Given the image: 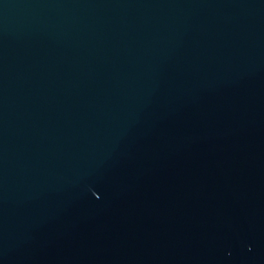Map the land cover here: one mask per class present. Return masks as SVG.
Here are the masks:
<instances>
[{
	"label": "water",
	"instance_id": "1",
	"mask_svg": "<svg viewBox=\"0 0 264 264\" xmlns=\"http://www.w3.org/2000/svg\"><path fill=\"white\" fill-rule=\"evenodd\" d=\"M0 264H264V0H0Z\"/></svg>",
	"mask_w": 264,
	"mask_h": 264
}]
</instances>
